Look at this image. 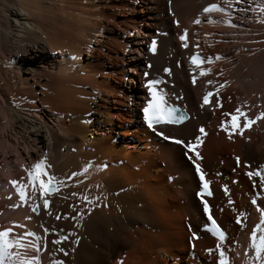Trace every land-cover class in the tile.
<instances>
[{
    "label": "bare ground",
    "instance_id": "obj_1",
    "mask_svg": "<svg viewBox=\"0 0 264 264\" xmlns=\"http://www.w3.org/2000/svg\"><path fill=\"white\" fill-rule=\"evenodd\" d=\"M210 2L223 11L204 13ZM149 79L182 123L147 126ZM237 107L264 112V0H0V229L42 238L12 250L40 264H219L221 251L257 264L264 187L247 173L264 165V119L230 138L221 123ZM40 159L60 181L48 209L10 183ZM197 166L223 240L201 230Z\"/></svg>",
    "mask_w": 264,
    "mask_h": 264
},
{
    "label": "snow or ice",
    "instance_id": "obj_2",
    "mask_svg": "<svg viewBox=\"0 0 264 264\" xmlns=\"http://www.w3.org/2000/svg\"><path fill=\"white\" fill-rule=\"evenodd\" d=\"M212 11H223V9L216 4H210L203 9L204 13H209ZM209 22L212 23L213 21L210 20ZM193 23L199 24L200 23L199 17H197V19H195ZM186 37H187V29L184 30V34L179 36V39L182 42V46L184 47L188 46ZM156 44L157 41L153 39L151 41L148 50L152 53H155ZM220 58L221 57L219 55L216 56L217 60H219ZM211 60L212 58L209 57L207 62L211 63ZM201 62L202 61L196 54H193L190 57V63H192L195 66H199ZM164 71L169 72V69L165 68ZM207 74H208V70L203 68L200 69L201 76ZM144 75L147 77L148 73L146 72ZM192 81L193 83L196 82L195 75H193ZM160 83L161 81L158 79H149L147 80V83L145 85L150 98L148 99L145 107L143 108V114H144V120L149 128H153V126L156 124H180L185 119L183 115H176L178 110L172 107L171 105L167 104L166 100L164 99L162 90L159 92L156 90V85ZM208 83L211 84L212 81H208ZM212 96H213L212 92H206L203 96L204 104H208L210 102L209 98ZM215 102L216 105L219 107L220 104H219L218 92L216 94ZM225 115L229 116L230 119L227 121H223L221 123V127L224 128L225 131H229V126L231 127V131L229 132L230 138H231V132L239 131V133L242 135L244 130L249 128L251 124L255 123L257 120L264 119V112H260L256 115L254 119H250L248 115L241 110L240 107H237L232 113H225ZM241 118L243 119L242 126L240 125ZM153 130L155 129L153 128ZM199 132L201 133V135H206L202 127L199 129ZM157 134L163 135L162 133H157ZM164 138L169 139V137L167 136H165ZM174 142L177 144L184 143L181 140H174ZM200 142H201V138L200 136H197L196 143L199 144ZM187 147L191 149L192 143L189 142L187 144ZM49 167L50 165L46 164L45 159H40L36 163L32 164L29 169L26 170L27 178H28L27 184L19 183L15 180L10 181V183L15 188L21 203L27 202L28 197H27L26 189L29 186H31L33 194H35L37 190L39 191L40 197L43 199V207L45 209H48L49 200L44 197L52 195L54 192H56L58 190L57 184L60 183V181H58L55 176L51 175L47 171ZM196 171L198 173L200 172L199 166H197ZM247 175L249 176V178H252L253 176L258 177L261 187H264V165H262L259 170L248 172ZM200 178L201 181L204 180L203 175H201ZM203 190L205 192H208L207 182H204ZM208 194L210 195L211 193L208 192ZM252 203L255 205L256 199H253ZM32 210L38 211V206L33 205ZM257 210L260 213V221L258 224H256L255 228L251 232V236H250L251 247L254 250L255 253L254 260L257 262V264H264V209L258 207ZM204 211L205 213L209 212V207L206 203L204 204ZM208 219L212 221V223L211 226L207 228V231H209L212 235L217 236L220 240H223L224 233L216 225L215 221L212 219V216L209 215ZM237 222L239 223V220ZM13 227H23V225L14 224ZM45 231L47 232V230ZM258 232H259V236H257ZM12 233H13L12 228L0 229V264H40L38 256L26 258L19 251H13L12 249H20L30 245L31 247L36 248L37 251H39L38 242H40L42 238L36 235L34 232L26 231L24 235L32 238V240L28 241V244L26 245L23 242V237H15ZM52 243L56 244L58 243V241L54 240L52 241ZM55 264H62V262H55ZM219 264H227V261L224 258V253L222 251L220 252Z\"/></svg>",
    "mask_w": 264,
    "mask_h": 264
},
{
    "label": "water",
    "instance_id": "obj_3",
    "mask_svg": "<svg viewBox=\"0 0 264 264\" xmlns=\"http://www.w3.org/2000/svg\"><path fill=\"white\" fill-rule=\"evenodd\" d=\"M177 113H178L179 115H183V116L185 117L184 113L180 112L179 110H178ZM35 212H37V211H35Z\"/></svg>",
    "mask_w": 264,
    "mask_h": 264
},
{
    "label": "rangeland",
    "instance_id": "obj_4",
    "mask_svg": "<svg viewBox=\"0 0 264 264\" xmlns=\"http://www.w3.org/2000/svg\"><path fill=\"white\" fill-rule=\"evenodd\" d=\"M85 55H86V54H85ZM237 173H239V175L242 174V173H240V172H237ZM189 253H190V251H189Z\"/></svg>",
    "mask_w": 264,
    "mask_h": 264
}]
</instances>
